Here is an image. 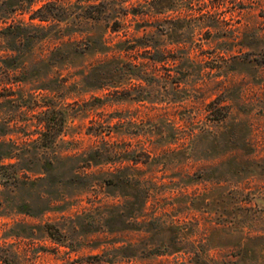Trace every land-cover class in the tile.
Here are the masks:
<instances>
[{"label": "rangeland", "instance_id": "rangeland-1", "mask_svg": "<svg viewBox=\"0 0 264 264\" xmlns=\"http://www.w3.org/2000/svg\"><path fill=\"white\" fill-rule=\"evenodd\" d=\"M0 258L264 264V0H0Z\"/></svg>", "mask_w": 264, "mask_h": 264}, {"label": "trees", "instance_id": "trees-1", "mask_svg": "<svg viewBox=\"0 0 264 264\" xmlns=\"http://www.w3.org/2000/svg\"><path fill=\"white\" fill-rule=\"evenodd\" d=\"M100 5H102L101 2L100 3L90 4L89 8L90 7L91 8L98 7ZM48 6H49L48 4H43L39 8H37L36 10H34L33 13L31 14V19L32 20L37 19V20H40V21H48L50 19V15L52 17H54L55 13L53 14V13L50 12V10H47V7ZM103 11H104L103 9H99L97 12H95V14L92 13L91 15H94L93 17H95V18H100L101 15H102V13H103ZM48 130L51 131L54 134L53 127L51 125H49V129ZM49 229H50L49 231L51 233V228H49ZM1 261L2 262L5 261V264H7L9 262L8 259H3V258H0V262Z\"/></svg>", "mask_w": 264, "mask_h": 264}]
</instances>
